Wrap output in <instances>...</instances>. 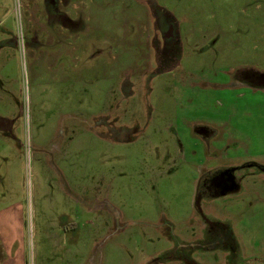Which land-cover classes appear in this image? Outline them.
Segmentation results:
<instances>
[{"label": "rangeland", "instance_id": "374dc122", "mask_svg": "<svg viewBox=\"0 0 264 264\" xmlns=\"http://www.w3.org/2000/svg\"><path fill=\"white\" fill-rule=\"evenodd\" d=\"M45 3L0 0V264H264V0Z\"/></svg>", "mask_w": 264, "mask_h": 264}, {"label": "crops", "instance_id": "0c3cea01", "mask_svg": "<svg viewBox=\"0 0 264 264\" xmlns=\"http://www.w3.org/2000/svg\"><path fill=\"white\" fill-rule=\"evenodd\" d=\"M55 1H57V0H55ZM64 1H68V0H64ZM70 1V0H69ZM45 4H48V2H49V0H45ZM52 13L47 9V18H51V15ZM61 16H63V17H61ZM58 17H60L59 18V20H56V23L59 25V27L62 29V31H63V33L67 36H71L73 33H76V31L77 30H74V29H72V26L71 27H67L64 23H63V21H62V19L65 17L67 20H69V17L67 16V15H65V14H63V15H61V13L60 14H58ZM71 19V18H70ZM73 30V31H72ZM71 44V43H70ZM71 49H74L75 50V52H76V48L74 47V48H72V46H71V48H69V50H71ZM61 51L60 50H58V53H60ZM261 74H262V76H261ZM260 75H259V77H257V78H259V79H261L262 80V82L260 83L259 82V84H258V86H262V87H264V72L263 73H261ZM249 78L251 79V77L249 76ZM6 128H8L7 130H9L10 128H11V126H8V127H6ZM8 210H10V209H1L0 210V213H2V212H5V219L2 221V222H4L5 223V226L8 224V220L10 219V218H13L14 219V221L16 222V220H17V214H18V210L16 211V210H12V211H9L8 212ZM1 224V223H0ZM3 228V225L1 224V226H0V229H2ZM4 244V243H3ZM6 244V243H5ZM11 245H12V243H9V249H8V251L7 252H3V254H6V257L5 258H0V260H3V261H6V262H8V261H10L11 259H14V257L16 256V255H18L19 253H17V251L16 250H11ZM18 249V248H17ZM12 255L14 256L13 258H12ZM5 262V263H6Z\"/></svg>", "mask_w": 264, "mask_h": 264}, {"label": "flooded vegetation", "instance_id": "af4514ba", "mask_svg": "<svg viewBox=\"0 0 264 264\" xmlns=\"http://www.w3.org/2000/svg\"><path fill=\"white\" fill-rule=\"evenodd\" d=\"M155 22H156V19H154V26H155ZM153 30H154V32H156L157 33V30H156V26L155 27H153ZM163 34V36H161V37H163L164 38V33H162ZM155 40H157V42H158V39H157V35H156V37H153V42L155 41ZM163 40V39H162ZM164 41H165V38H164ZM253 73V72H252ZM248 75H250V74H248ZM256 73H254V75L252 76L251 75V77H253V80L255 79V77H259V75H256ZM261 76H262V74H261ZM254 82H255V84L256 85H258L259 84V80H254Z\"/></svg>", "mask_w": 264, "mask_h": 264}]
</instances>
